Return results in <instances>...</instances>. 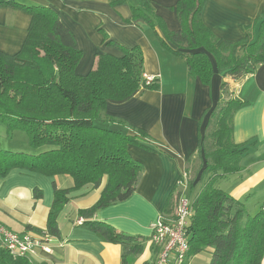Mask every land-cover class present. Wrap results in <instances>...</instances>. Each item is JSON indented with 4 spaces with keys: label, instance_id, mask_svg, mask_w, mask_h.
Instances as JSON below:
<instances>
[{
    "label": "trees",
    "instance_id": "obj_1",
    "mask_svg": "<svg viewBox=\"0 0 264 264\" xmlns=\"http://www.w3.org/2000/svg\"><path fill=\"white\" fill-rule=\"evenodd\" d=\"M207 1L178 0L174 6L180 22L178 30H170L155 13L152 0L130 3L129 22H147L159 43L185 58L190 75L202 83L211 84L214 62L222 77L219 101L208 116L198 144L203 165L196 175L201 187L192 200L193 216L187 227L188 260L205 252L210 255V264H261L264 201L252 213L247 207L249 196L237 199L218 183L241 171V159L248 150V145H238L233 138L234 115L245 102L236 95L228 96L232 89L225 78L241 80L264 64V13L256 19L254 33L248 32L239 41H220L203 21ZM1 5L24 10L31 16L21 49L14 54L0 50V124L6 126L8 133H26L32 150L0 149V176L22 168L50 177L72 178V187H55L44 234L49 237L60 236L59 218L74 190L103 186L92 206L79 209L83 218L80 225L108 242L121 244L122 264H132L143 251L146 238L123 233L95 215L135 192L143 167L128 148L131 144L148 147L140 140L150 137L144 129H136V134L131 135L110 128L107 124L114 120L105 110L109 103L125 102L141 89L157 88L158 79L147 83L140 47H126L106 34L105 41L120 48L122 55L100 54L96 66L80 75L77 66L82 49L55 10L16 0H0ZM180 194L176 193V207ZM34 196L41 198L42 190L36 188ZM171 201L170 206L174 204ZM163 215L165 221L174 218ZM27 228L42 233L31 225ZM0 264L37 263L27 257H14L0 243Z\"/></svg>",
    "mask_w": 264,
    "mask_h": 264
},
{
    "label": "crops",
    "instance_id": "obj_2",
    "mask_svg": "<svg viewBox=\"0 0 264 264\" xmlns=\"http://www.w3.org/2000/svg\"><path fill=\"white\" fill-rule=\"evenodd\" d=\"M16 1L48 6L58 13L75 34L83 52L77 66L78 74H88L96 66L100 54L122 55L120 48L105 41L106 34L110 40L126 47H140L144 74L158 79L157 88L141 89L131 99L109 103L106 107V115L114 120L107 126L131 135L136 134V129H144L150 138L140 141L149 148L129 146L130 155L143 167L137 188L128 199L103 208L95 215L96 219L123 233L146 238L143 251L132 264H156L159 249L150 238L152 223L160 216L164 217L163 214L168 219L174 217L178 191L186 196L189 186L201 187L197 179L195 182L188 179L186 187L177 182L185 171H189V178L191 169L197 174L202 169L199 139L221 91L222 77L215 62L210 85L190 75L185 58L162 46L147 22H129L132 16L130 3H138V0H127L128 3L119 5H113L112 0ZM177 1L152 0L155 13L172 31L180 28L174 9ZM263 13L264 0H208L202 16L220 41H239L248 32L256 31L255 21ZM30 23L31 16L26 11L1 5L0 50L9 54L18 52ZM225 80L229 81L235 95L245 102L234 115L233 138L238 145H248V150L241 159V171L222 178L219 187L237 199L249 196L247 207L255 211L264 201V64L241 80ZM72 186L73 180L68 175L50 177L14 168L0 176V222L15 232L44 235L55 187ZM36 188L43 192L39 199L34 196ZM102 188L88 186L71 193L72 198L59 218L60 236L49 237L47 243L51 253L40 251L32 259L34 263L122 264L121 244L108 242L77 222L81 217L79 209L92 206L99 199ZM170 201L174 203L172 206ZM166 207L169 208L167 211ZM28 225L42 233L29 230ZM205 254L193 255L186 264H210V255ZM261 264H264V258Z\"/></svg>",
    "mask_w": 264,
    "mask_h": 264
},
{
    "label": "built area",
    "instance_id": "obj_3",
    "mask_svg": "<svg viewBox=\"0 0 264 264\" xmlns=\"http://www.w3.org/2000/svg\"><path fill=\"white\" fill-rule=\"evenodd\" d=\"M147 83L154 77L144 74ZM188 172H184L178 179V185L188 186ZM193 216L192 200L186 196H179L175 216L172 220L165 221L160 216L152 223V243L158 247V258L156 264H186L190 249L188 237V225ZM83 222V218L77 220ZM48 235H37L30 231L15 232L0 222V243L14 257H27L33 259L42 250L51 253L52 249L47 243Z\"/></svg>",
    "mask_w": 264,
    "mask_h": 264
},
{
    "label": "rangeland",
    "instance_id": "obj_4",
    "mask_svg": "<svg viewBox=\"0 0 264 264\" xmlns=\"http://www.w3.org/2000/svg\"><path fill=\"white\" fill-rule=\"evenodd\" d=\"M228 96L235 97V92L230 91ZM9 146H15L16 149H12ZM10 148L12 150L24 151V152H31V150H32V148L30 146V142H29V137L26 133L21 132V131L8 133V131L6 130V126L3 124H0V149L5 150V149H10ZM196 174H197V172H195V169H191V175L189 177L190 182H195ZM218 185H219V183H218ZM199 188H200V185L194 186V187L189 186V188L186 189V198H190L191 200H193L194 197L196 196ZM258 206H260V204ZM250 211L252 213L255 212V211H253V209H250ZM151 235H152V233H151ZM150 238H151V236H150ZM202 253H205V252H202ZM205 255H207V254H205Z\"/></svg>",
    "mask_w": 264,
    "mask_h": 264
}]
</instances>
